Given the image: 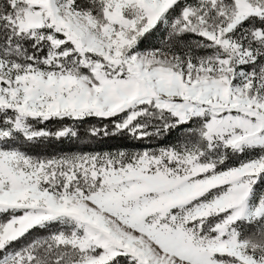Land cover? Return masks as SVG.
<instances>
[{"label": "snow or ice", "instance_id": "1", "mask_svg": "<svg viewBox=\"0 0 264 264\" xmlns=\"http://www.w3.org/2000/svg\"><path fill=\"white\" fill-rule=\"evenodd\" d=\"M0 264H264V0H0Z\"/></svg>", "mask_w": 264, "mask_h": 264}, {"label": "trees", "instance_id": "2", "mask_svg": "<svg viewBox=\"0 0 264 264\" xmlns=\"http://www.w3.org/2000/svg\"><path fill=\"white\" fill-rule=\"evenodd\" d=\"M155 41L150 39L145 41L141 47H148ZM64 124H73L72 121H64ZM61 126V122L52 121L48 127L55 129ZM102 125L97 122L95 118L86 120L83 124H77L76 127L80 133L79 139H62L49 140L38 142L28 148V152L33 156L51 157L62 154L73 153H103L112 152L116 150H126L130 152L142 151L146 148H157L172 142H175L178 133H172L166 138L152 139L151 141H137L127 136H109V137H95L90 138L87 134V129Z\"/></svg>", "mask_w": 264, "mask_h": 264}]
</instances>
